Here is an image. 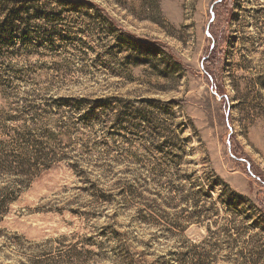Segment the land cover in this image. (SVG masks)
<instances>
[{"label": "rangeland", "instance_id": "obj_1", "mask_svg": "<svg viewBox=\"0 0 264 264\" xmlns=\"http://www.w3.org/2000/svg\"><path fill=\"white\" fill-rule=\"evenodd\" d=\"M0 168V264H264V0H0Z\"/></svg>", "mask_w": 264, "mask_h": 264}, {"label": "trees", "instance_id": "obj_2", "mask_svg": "<svg viewBox=\"0 0 264 264\" xmlns=\"http://www.w3.org/2000/svg\"><path fill=\"white\" fill-rule=\"evenodd\" d=\"M230 1V0H229ZM217 49H218V45H217V43L216 44H214V48H212V49H210L209 51H210V54H209V57L207 58V62L208 63H211V65H213V66H216V64H217V62H216V60H217V57H218V53H217ZM208 74H210L211 75V73H209V71H206ZM212 76V75H211ZM207 77H209V75H207ZM213 80H215V77L213 78ZM214 81H213V86H214ZM211 84H212V81H211ZM216 84V83H215ZM223 84L221 83V84H219V86H218V89L220 90L219 92L221 93V95H222V99L225 101L226 100V97H225V94H224V89H223ZM216 87V86H215ZM217 88V87H216ZM223 89V90H222ZM0 171H2V169L0 168ZM6 204V202H5V200H1L0 201V208L2 207V206H4Z\"/></svg>", "mask_w": 264, "mask_h": 264}]
</instances>
